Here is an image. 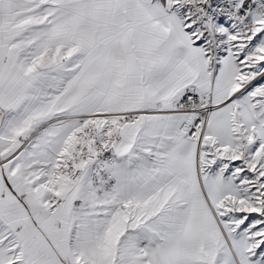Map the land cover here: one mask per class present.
<instances>
[{
	"label": "snow or ice",
	"instance_id": "6c2138e0",
	"mask_svg": "<svg viewBox=\"0 0 264 264\" xmlns=\"http://www.w3.org/2000/svg\"><path fill=\"white\" fill-rule=\"evenodd\" d=\"M0 264H264V0H0Z\"/></svg>",
	"mask_w": 264,
	"mask_h": 264
}]
</instances>
